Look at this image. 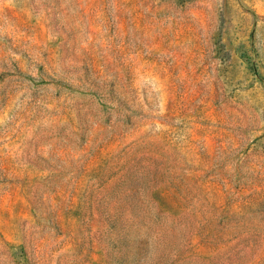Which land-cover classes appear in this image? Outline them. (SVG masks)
<instances>
[{"label":"rangeland","instance_id":"rangeland-1","mask_svg":"<svg viewBox=\"0 0 264 264\" xmlns=\"http://www.w3.org/2000/svg\"><path fill=\"white\" fill-rule=\"evenodd\" d=\"M0 264H264V0H0Z\"/></svg>","mask_w":264,"mask_h":264}]
</instances>
